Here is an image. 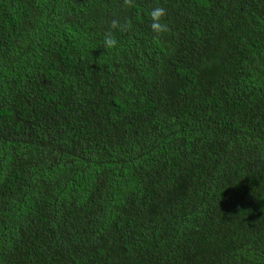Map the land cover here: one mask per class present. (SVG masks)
<instances>
[{
    "label": "trees",
    "instance_id": "trees-1",
    "mask_svg": "<svg viewBox=\"0 0 264 264\" xmlns=\"http://www.w3.org/2000/svg\"><path fill=\"white\" fill-rule=\"evenodd\" d=\"M0 264H264V0H0Z\"/></svg>",
    "mask_w": 264,
    "mask_h": 264
},
{
    "label": "clouds",
    "instance_id": "clouds-1",
    "mask_svg": "<svg viewBox=\"0 0 264 264\" xmlns=\"http://www.w3.org/2000/svg\"><path fill=\"white\" fill-rule=\"evenodd\" d=\"M123 5L126 7H133L134 0H123ZM166 16L167 10L160 6L152 8L149 12L150 28L156 37L170 31L169 25L163 22ZM130 28L131 24L129 22L126 21L124 24H121L119 20L114 19L111 22L110 30L104 34V47L107 49L116 48L119 42L114 35V31H128Z\"/></svg>",
    "mask_w": 264,
    "mask_h": 264
}]
</instances>
